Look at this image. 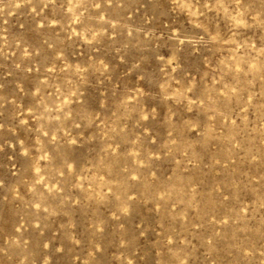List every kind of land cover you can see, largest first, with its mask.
Wrapping results in <instances>:
<instances>
[{
	"label": "rangeland",
	"instance_id": "obj_1",
	"mask_svg": "<svg viewBox=\"0 0 264 264\" xmlns=\"http://www.w3.org/2000/svg\"><path fill=\"white\" fill-rule=\"evenodd\" d=\"M0 264H264V0H0Z\"/></svg>",
	"mask_w": 264,
	"mask_h": 264
}]
</instances>
